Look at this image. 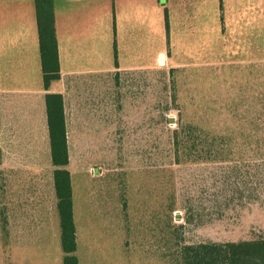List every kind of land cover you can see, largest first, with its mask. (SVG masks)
<instances>
[{"label": "rangeland", "instance_id": "obj_1", "mask_svg": "<svg viewBox=\"0 0 264 264\" xmlns=\"http://www.w3.org/2000/svg\"><path fill=\"white\" fill-rule=\"evenodd\" d=\"M193 1L191 30H172L169 50L156 32L147 45L144 59L164 54L152 77H113L103 118L86 104L85 120L67 117L79 264H171L175 245L264 240V0ZM97 3L112 0H53L72 19ZM179 120L238 142L224 162L175 166ZM42 159L18 184L0 170V264H62L53 169H30Z\"/></svg>", "mask_w": 264, "mask_h": 264}, {"label": "crops", "instance_id": "obj_2", "mask_svg": "<svg viewBox=\"0 0 264 264\" xmlns=\"http://www.w3.org/2000/svg\"><path fill=\"white\" fill-rule=\"evenodd\" d=\"M141 2L149 15L138 16L135 10L133 14V8ZM222 3L223 0L220 8ZM19 4L10 9L0 1V170L3 180L12 177L17 184L25 180L26 159L37 163L42 155L41 163L30 169H53L45 108L47 94L62 97L66 134L67 117L85 120V104L89 112L93 111L90 119L103 118L108 81L114 77L123 88L129 77L125 85L130 87L132 75L146 72L152 77L154 60L159 64L164 58L163 52H158L156 58L151 53L149 61L144 59L153 34L156 32L169 50L172 30H191V18L195 23V16L199 21L202 17L193 0H112L110 9L99 3L91 8L90 4L85 5V15L78 19L58 12L53 4L60 76L45 91L34 2L19 0ZM108 10L112 25L106 34L100 18L104 21ZM101 12L105 13L101 16Z\"/></svg>", "mask_w": 264, "mask_h": 264}, {"label": "trees", "instance_id": "obj_3", "mask_svg": "<svg viewBox=\"0 0 264 264\" xmlns=\"http://www.w3.org/2000/svg\"><path fill=\"white\" fill-rule=\"evenodd\" d=\"M38 35V49L43 88L59 80L57 42L54 29L53 0H33ZM167 26V25H166ZM116 64V52L114 48ZM52 186L59 228L62 264H79L76 226L73 214V194L63 100L59 94L45 96ZM174 165L182 162H208L226 159V150L238 141L228 134H213L199 129L192 122L178 121L172 131ZM217 163V162H216ZM171 253V264H264V240L238 243L180 244Z\"/></svg>", "mask_w": 264, "mask_h": 264}, {"label": "water", "instance_id": "obj_4", "mask_svg": "<svg viewBox=\"0 0 264 264\" xmlns=\"http://www.w3.org/2000/svg\"><path fill=\"white\" fill-rule=\"evenodd\" d=\"M161 62H162V61H159V64H160V65H163Z\"/></svg>", "mask_w": 264, "mask_h": 264}, {"label": "bare ground", "instance_id": "obj_5", "mask_svg": "<svg viewBox=\"0 0 264 264\" xmlns=\"http://www.w3.org/2000/svg\"><path fill=\"white\" fill-rule=\"evenodd\" d=\"M162 61V60H161ZM162 64L164 63L163 61L161 62Z\"/></svg>", "mask_w": 264, "mask_h": 264}]
</instances>
